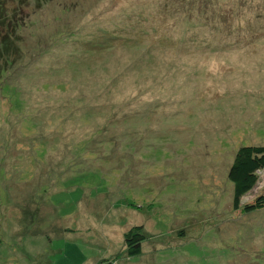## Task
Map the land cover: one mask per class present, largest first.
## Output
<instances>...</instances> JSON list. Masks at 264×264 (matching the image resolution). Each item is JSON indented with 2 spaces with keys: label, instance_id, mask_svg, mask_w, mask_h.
Listing matches in <instances>:
<instances>
[{
  "label": "rangeland",
  "instance_id": "obj_1",
  "mask_svg": "<svg viewBox=\"0 0 264 264\" xmlns=\"http://www.w3.org/2000/svg\"><path fill=\"white\" fill-rule=\"evenodd\" d=\"M248 144L264 0H0V264H264Z\"/></svg>",
  "mask_w": 264,
  "mask_h": 264
},
{
  "label": "trees",
  "instance_id": "obj_2",
  "mask_svg": "<svg viewBox=\"0 0 264 264\" xmlns=\"http://www.w3.org/2000/svg\"><path fill=\"white\" fill-rule=\"evenodd\" d=\"M264 168V145L248 144L240 146L228 170V178L233 183V207H241V197L253 188L258 181V171ZM264 207V189L255 198L243 204V211ZM146 235L143 226H132L124 233L125 253L136 256L142 252V242Z\"/></svg>",
  "mask_w": 264,
  "mask_h": 264
}]
</instances>
